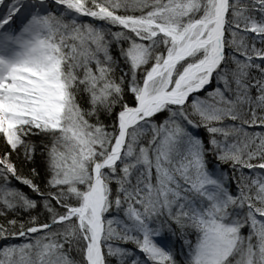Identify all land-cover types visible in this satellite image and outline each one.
<instances>
[{
	"label": "snow or ice",
	"instance_id": "6c2138e0",
	"mask_svg": "<svg viewBox=\"0 0 264 264\" xmlns=\"http://www.w3.org/2000/svg\"><path fill=\"white\" fill-rule=\"evenodd\" d=\"M0 241L264 264V0H0Z\"/></svg>",
	"mask_w": 264,
	"mask_h": 264
},
{
	"label": "trees",
	"instance_id": "16d2710c",
	"mask_svg": "<svg viewBox=\"0 0 264 264\" xmlns=\"http://www.w3.org/2000/svg\"><path fill=\"white\" fill-rule=\"evenodd\" d=\"M1 243H0V245L2 246L3 245V241H0ZM17 242H22V241H17Z\"/></svg>",
	"mask_w": 264,
	"mask_h": 264
},
{
	"label": "rangeland",
	"instance_id": "374dc122",
	"mask_svg": "<svg viewBox=\"0 0 264 264\" xmlns=\"http://www.w3.org/2000/svg\"><path fill=\"white\" fill-rule=\"evenodd\" d=\"M1 243V242H0ZM1 246V245H0Z\"/></svg>",
	"mask_w": 264,
	"mask_h": 264
}]
</instances>
